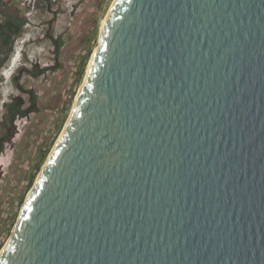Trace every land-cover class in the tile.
<instances>
[{"label":"water","instance_id":"1","mask_svg":"<svg viewBox=\"0 0 264 264\" xmlns=\"http://www.w3.org/2000/svg\"><path fill=\"white\" fill-rule=\"evenodd\" d=\"M0 264H264V0H115Z\"/></svg>","mask_w":264,"mask_h":264},{"label":"rangeland","instance_id":"2","mask_svg":"<svg viewBox=\"0 0 264 264\" xmlns=\"http://www.w3.org/2000/svg\"><path fill=\"white\" fill-rule=\"evenodd\" d=\"M112 1L38 0L34 25L23 23L21 32L12 35L9 43L0 35V138L8 129L5 103L19 97L22 107L30 108L25 116L14 120L11 137L2 141L0 250L68 119ZM6 16L24 19L14 0H0V17ZM32 30L41 36L34 43L27 42ZM20 49L21 66L4 83L3 76L15 66L14 50ZM48 66L53 68H44Z\"/></svg>","mask_w":264,"mask_h":264},{"label":"trees","instance_id":"3","mask_svg":"<svg viewBox=\"0 0 264 264\" xmlns=\"http://www.w3.org/2000/svg\"><path fill=\"white\" fill-rule=\"evenodd\" d=\"M24 21L25 19L21 20L18 19V17H14V16H6L2 19V23L0 24V35L2 36L4 43H9L11 41L12 35H17L21 32ZM44 68H53V66H48ZM80 75L81 73H79V76ZM4 107H5L4 118L5 121L8 123V129L5 135L0 138V152L3 149L2 141L8 140L15 129L14 120L17 117L25 116L30 111L29 107L26 108L22 107V102L19 99V97H13L9 102L5 103ZM45 152L43 156L45 155ZM32 179L33 177L30 179V181H32Z\"/></svg>","mask_w":264,"mask_h":264},{"label":"built area","instance_id":"4","mask_svg":"<svg viewBox=\"0 0 264 264\" xmlns=\"http://www.w3.org/2000/svg\"><path fill=\"white\" fill-rule=\"evenodd\" d=\"M18 6V8L22 11L24 16V25H30L31 19L34 16L33 13L36 12L38 0H14ZM0 22L2 19L0 17ZM16 50H14L13 55L15 54Z\"/></svg>","mask_w":264,"mask_h":264},{"label":"clouds","instance_id":"5","mask_svg":"<svg viewBox=\"0 0 264 264\" xmlns=\"http://www.w3.org/2000/svg\"><path fill=\"white\" fill-rule=\"evenodd\" d=\"M34 22H35V17H32L30 24H33L34 25ZM34 33H35L34 30H32L31 31V35L27 38V42H33L34 43L36 41H39V39H40L41 36L37 33V31H36L35 34ZM13 56L14 57L16 56L17 57V60L15 62L14 68L12 70H9L8 73L3 76V78H4L3 82L4 83L8 82V80L12 77V75L14 74V72L21 66L20 60H21V57H22V51H21V53L19 51V53H17V55L14 54ZM13 58H12V60H13ZM12 60L9 62V64L10 63L12 64Z\"/></svg>","mask_w":264,"mask_h":264},{"label":"bare ground","instance_id":"6","mask_svg":"<svg viewBox=\"0 0 264 264\" xmlns=\"http://www.w3.org/2000/svg\"><path fill=\"white\" fill-rule=\"evenodd\" d=\"M114 1H115V0L112 1V3H111V5H110V7H109V9H108V11H107L105 17L102 19V23H101L100 31H102V29H103V25H104L105 19H106L108 13H109V11H110V9H111V7H112ZM51 9H52V8H51ZM95 49H96V48H95ZM19 51H20V53H21V49L18 50V51L16 52V55H17V53H19ZM93 54H94V52H93ZM93 54H92L91 59H90V61H89V63H88V66H87V70H86V71H88V68H89V66H90V63H91V60H92ZM14 60H15V61L17 60V57H16V56H15ZM67 120H68V119H67ZM66 122H67V121H66ZM64 126H65V125H64ZM63 128H64V127H63ZM43 165H44V164H43Z\"/></svg>","mask_w":264,"mask_h":264}]
</instances>
